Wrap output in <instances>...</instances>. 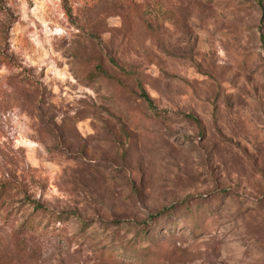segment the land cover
I'll list each match as a JSON object with an SVG mask.
<instances>
[{"label":"rangeland","instance_id":"obj_1","mask_svg":"<svg viewBox=\"0 0 264 264\" xmlns=\"http://www.w3.org/2000/svg\"><path fill=\"white\" fill-rule=\"evenodd\" d=\"M0 264H264V0H0Z\"/></svg>","mask_w":264,"mask_h":264},{"label":"trees","instance_id":"obj_2","mask_svg":"<svg viewBox=\"0 0 264 264\" xmlns=\"http://www.w3.org/2000/svg\"><path fill=\"white\" fill-rule=\"evenodd\" d=\"M144 97H145V94H144Z\"/></svg>","mask_w":264,"mask_h":264}]
</instances>
